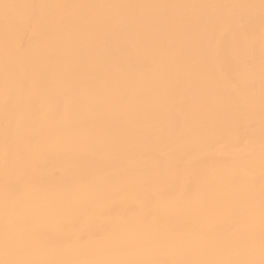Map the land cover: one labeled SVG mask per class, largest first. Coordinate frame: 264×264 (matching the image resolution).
Masks as SVG:
<instances>
[{"label": "bare ground", "instance_id": "1", "mask_svg": "<svg viewBox=\"0 0 264 264\" xmlns=\"http://www.w3.org/2000/svg\"><path fill=\"white\" fill-rule=\"evenodd\" d=\"M0 264H264L261 0H0Z\"/></svg>", "mask_w": 264, "mask_h": 264}, {"label": "snow or ice", "instance_id": "2", "mask_svg": "<svg viewBox=\"0 0 264 264\" xmlns=\"http://www.w3.org/2000/svg\"><path fill=\"white\" fill-rule=\"evenodd\" d=\"M261 2H262V5H264V0H261Z\"/></svg>", "mask_w": 264, "mask_h": 264}]
</instances>
